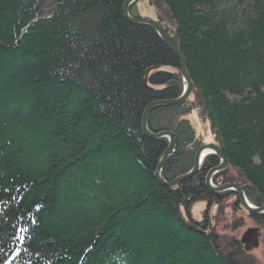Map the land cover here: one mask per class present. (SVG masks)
<instances>
[{"label":"trees","instance_id":"16d2710c","mask_svg":"<svg viewBox=\"0 0 264 264\" xmlns=\"http://www.w3.org/2000/svg\"><path fill=\"white\" fill-rule=\"evenodd\" d=\"M125 2L0 0V264H256L240 242L181 218L227 200L204 182L218 157L175 189L155 178L168 141L143 135V111L184 84L158 34L123 18ZM130 14L160 26L193 83L147 123L176 135L164 179L192 170L205 143L195 115L227 177L264 206V0H140Z\"/></svg>","mask_w":264,"mask_h":264},{"label":"water","instance_id":"95a60500","mask_svg":"<svg viewBox=\"0 0 264 264\" xmlns=\"http://www.w3.org/2000/svg\"><path fill=\"white\" fill-rule=\"evenodd\" d=\"M140 0H126L125 4H123V14L124 17L129 23L131 24H135V25H144L150 28H152L160 37L161 40H163V42L168 46V48L175 54V56L178 58L180 63V68H181V75L183 78V82L185 84L184 87V91L181 94V96H179L177 99L174 100H170L168 102L166 101H162V102H154L151 103L150 105H148L145 110L143 111V116H142V121H141V126H142V133L144 136L154 139V140H161V139H166L168 141V148L161 154V156L158 159V163H157V168L154 176L155 178L158 180V183L162 184L163 186L167 187L168 189H175L177 187H179L184 181L190 180L193 177L197 176V174L199 173L200 169V162L201 160H203L206 157L209 156H214V157H218L220 160L219 165L216 168H213L209 171V176L206 177V187L209 191L213 192V193H224L228 190H230L231 192L235 193L238 197V202L239 204L242 205V207L244 208V210L251 216H262L264 215V206H256L252 203L249 202V200L246 197L245 192L243 191L241 186H238L236 184H228V185H223L220 187H215L212 184V178H214L215 175L224 172L229 164V161L223 156L222 151L220 150V148H218L215 144L210 143V144H203V146L201 145L196 153H195V157H194V163H193V168L192 170H190L188 173L174 179L171 182H166V180L163 177V169L164 166L167 162V159L175 152L176 147L177 146V139H176V135H174L173 132H161V133H152L149 129H148V119L150 117V115L152 114V112L154 110H156L159 107L162 106H179L182 105L183 103H185L189 97H191L192 93H193V84L192 81L190 79V76L188 75V70H187V63L186 60L181 56V54L179 53V51H177V47L176 45L173 43L172 40H170V38L167 36V34L160 28V26L154 22L153 20L149 19H144L141 17H132L130 14V10L131 7L135 4H137ZM155 69H160L159 67L155 68ZM155 69H150L146 72V75L144 76V83L145 85H147L148 83V75L149 72ZM183 222L186 224L187 227H189L192 230H197V228L194 226V224H192L191 222L189 223L188 221H186L184 218H182ZM234 227H236L234 225ZM198 231V230H197ZM259 229L258 228H254V229H248L243 237H242V245H245V250H251L253 249V247H257L258 246V240H259Z\"/></svg>","mask_w":264,"mask_h":264},{"label":"rangeland","instance_id":"374dc122","mask_svg":"<svg viewBox=\"0 0 264 264\" xmlns=\"http://www.w3.org/2000/svg\"><path fill=\"white\" fill-rule=\"evenodd\" d=\"M142 14H144V12H142ZM158 71H160V70H158ZM189 121L192 122V124L194 125V127L196 129L197 139L205 142L204 144L214 143L210 140V134L208 131V127L206 125L199 123L195 115L190 116ZM166 141H167V138H166ZM219 163H220V161H219ZM231 182L232 183H230V184H234V182L232 180H231ZM225 184L226 183L222 184V186ZM236 185H238V184H236ZM228 192H231V191L228 190L224 193H213V192L209 191V193H213V194H217V195L225 194ZM231 193L235 194L233 192H231ZM209 203H211V202L208 201L207 203H205V202L196 203L189 209L188 213H186L184 210H182L180 212L181 218H184L186 221H189V222H191L193 220V221H196L197 223H203L201 225H205L207 227V229L215 230L217 232V234L222 238V239H220V241H222V243L225 247L230 248L232 240L233 241L236 240V241L240 242V244L242 246V251L245 252L248 255V257L253 259V261H255L256 264H264V234H263V236H259L258 246L255 248L253 247V249H251L249 251L245 250V245L244 244L242 245V243H241L244 232L247 231L248 229H254L255 228V224L252 223V221H250L248 218H247L248 220L245 218L248 213L245 212L242 215H238V216L236 215L235 216L233 214V212L230 210V208L228 209L227 200L222 201V203L218 205V206H220V209L224 208L223 213H221L220 210H218V206H216V205L211 206V205H209ZM231 203H232V201H231ZM207 205H208V207L211 206L210 207L211 210H206ZM229 206H231V205H229ZM205 213H208L206 216L207 218L205 217ZM187 214L190 215L189 218H188ZM239 217L240 218L244 217L245 220L242 222V224L236 225V228H233L232 224H236V223L241 222L242 218L240 219Z\"/></svg>","mask_w":264,"mask_h":264},{"label":"flooded vegetation","instance_id":"af4514ba","mask_svg":"<svg viewBox=\"0 0 264 264\" xmlns=\"http://www.w3.org/2000/svg\"><path fill=\"white\" fill-rule=\"evenodd\" d=\"M228 171H229V169L227 167L226 170L224 171L225 172V181L226 182L225 181H222V180H224V179H222V177H221V179L218 178L216 181L219 182V183H223V184L226 183V185L229 184V183H232L231 180L229 179V177H227L228 176ZM224 172H221L220 174H223ZM220 174H218V175H220ZM218 175H216V176H218ZM231 201H232V203H231ZM227 204H228V209L230 208V210L233 212V214L235 216L236 215L237 216L238 215H242L243 213L246 212L244 210V208L242 207V205L238 203V197H237V195L232 194L231 192H228L227 193ZM229 205H231V206H229ZM255 217H254V215L251 216V215L247 214L245 218L246 219L248 218L250 221H252V223L255 224V227H258L259 228V230H260V236H263V234H264V223H261V222L257 223L255 221V219H256ZM241 218H242V220H241L240 223L232 224V227L233 228H236V227H234V225L236 226V225L242 224V222L245 220V218L244 217H241ZM192 224H194V223H192ZM201 226L205 227L204 225H201Z\"/></svg>","mask_w":264,"mask_h":264},{"label":"bare ground","instance_id":"6f19581e","mask_svg":"<svg viewBox=\"0 0 264 264\" xmlns=\"http://www.w3.org/2000/svg\"><path fill=\"white\" fill-rule=\"evenodd\" d=\"M141 18H144V17H141ZM144 19H148V18H144ZM157 67H159L160 69H158V70H162L163 69V67H161V66H155V67H151V68H149V69H147L146 70V72L148 71V70H150V69H155V68H157ZM157 69H155V70H152V72H154V71H158ZM152 72L150 71L149 72V75H148V77L150 76V74H152ZM145 75H146V73H145ZM181 75V74H180ZM149 79V78H148ZM183 79V78H182ZM191 79V78H190ZM184 83V82H183ZM193 84V83H192ZM184 86H185V84H184ZM146 87L148 88V89H152V88H150L149 86H148V83H147V85H146ZM184 91V90H183ZM162 101H166V102H168V101H170V100H161V101H154V102H162ZM154 102H152V103H154ZM150 105V104H149ZM162 107H171V106H162ZM159 108H161V107H159ZM158 109V108H157ZM150 118V117H149ZM148 122H149V119H148ZM149 129V128H148ZM150 130V129H149ZM165 132V131H164ZM153 133V132H152ZM161 133V132H160ZM175 134V133H174ZM162 140V139H161ZM213 144H215V143H213ZM217 146V145H216ZM176 147V146H175ZM218 147V146H217ZM168 148V147H167ZM166 148V149H167ZM219 148V147H218ZM176 149H177V147H176ZM176 151V150H175ZM195 157V156H194ZM193 157V158H194ZM206 158H204L203 160H201V162H200V169H202V164H203V162H204V160H205ZM219 159V158H218ZM220 161V160H219ZM194 163V162H193ZM228 166H229V164H228ZM227 166V167H228ZM165 167V166H164ZM217 167V166H216ZM216 167H214V168H216ZM200 169H198L199 170V173L201 172V170ZM213 169V168H212ZM211 170V169H210ZM209 170V171H210ZM163 171H164V169H163ZM209 171H208V173H207V175H206V177H208L209 175ZM198 173V174H199ZM220 174V173H219ZM218 175V174H217ZM216 176V175H215ZM214 176V177H215ZM164 177V176H163ZM213 179L214 178H212V184L215 186V187H220V186H222V185H216L215 183H214V181H213ZM173 181V180H172ZM167 182V181H166ZM204 182H205V185H206V181L204 180ZM183 184V183H182ZM230 184V183H229ZM235 184V183H234ZM228 185V184H227ZM189 222V221H188ZM190 223V222H189ZM197 228V227H196Z\"/></svg>","mask_w":264,"mask_h":264}]
</instances>
